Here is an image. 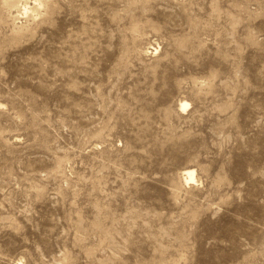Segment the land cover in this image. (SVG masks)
<instances>
[{"label":"rangeland","instance_id":"1","mask_svg":"<svg viewBox=\"0 0 264 264\" xmlns=\"http://www.w3.org/2000/svg\"><path fill=\"white\" fill-rule=\"evenodd\" d=\"M0 264H264V0H0Z\"/></svg>","mask_w":264,"mask_h":264},{"label":"bare ground","instance_id":"2","mask_svg":"<svg viewBox=\"0 0 264 264\" xmlns=\"http://www.w3.org/2000/svg\"><path fill=\"white\" fill-rule=\"evenodd\" d=\"M188 107L187 103H181V109L185 110ZM186 179L188 182L194 181V174L191 171L186 172Z\"/></svg>","mask_w":264,"mask_h":264}]
</instances>
